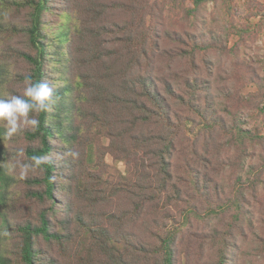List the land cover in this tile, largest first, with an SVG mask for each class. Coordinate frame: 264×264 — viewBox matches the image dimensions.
I'll return each mask as SVG.
<instances>
[{
    "label": "trees",
    "instance_id": "obj_1",
    "mask_svg": "<svg viewBox=\"0 0 264 264\" xmlns=\"http://www.w3.org/2000/svg\"><path fill=\"white\" fill-rule=\"evenodd\" d=\"M217 1L0 0V35L25 41L23 69L0 62V85L8 77L18 95L30 75L55 86L39 129L14 149L0 137V264H230L249 234L264 264V135L239 119L254 106L242 90L264 78L232 68L218 113L199 104L200 80L155 76L161 37L190 65L222 48L211 32L160 31V8ZM115 9L129 15L116 29ZM17 148L49 162L20 179L8 172Z\"/></svg>",
    "mask_w": 264,
    "mask_h": 264
},
{
    "label": "rangeland",
    "instance_id": "obj_2",
    "mask_svg": "<svg viewBox=\"0 0 264 264\" xmlns=\"http://www.w3.org/2000/svg\"><path fill=\"white\" fill-rule=\"evenodd\" d=\"M109 2V0H105ZM186 6V8H184ZM195 11V14H194ZM159 14L163 19L162 28L168 31L184 32L198 31L197 33L211 32L220 43L222 48L214 50L206 56V59L198 56L196 65L189 64L187 59L177 60L173 54H178L180 48L171 41L161 37L163 50L166 53L162 62L157 64L156 78L165 77L173 85L178 86L186 80H200L204 84L205 91H199L196 95L198 102L204 107L208 104L212 110L221 113L222 104L226 106L228 101H223V91L231 88L229 80L230 72L235 66L239 69L240 65H252L259 75L264 78V0H219L215 3H209L206 8L195 9L191 2L184 5H176L170 2L165 8H160ZM10 12L6 21L12 20ZM203 17V19H201ZM56 18L52 16L51 21ZM129 18V15L123 11L115 9L111 14V25ZM25 20L22 14L17 20V24H23ZM115 28V27H114ZM116 29V28H115ZM23 36H11L8 34L0 35V48L5 50V61L8 70L18 72L23 69V62L15 58V50L23 47L25 42ZM104 46L113 45L110 38L103 37ZM186 46V45H185ZM11 48H13L10 56ZM3 51L0 52L2 57ZM176 80V81H175ZM5 78V82L0 85V96L10 95L9 89L19 90L21 87H15ZM162 90L163 87L159 85ZM242 93L247 98L252 97L253 107H249L239 113V119L242 121L245 131L259 130L264 135V83L248 84ZM11 149L15 148L14 140L9 143ZM13 151V150H12ZM108 162L115 165L121 171H125L123 163L114 164L109 157ZM18 173V172H17ZM263 197V196H262ZM264 199V198H263ZM259 224L257 225V227ZM256 231V230H255ZM259 230L256 231V233ZM180 264H186L183 258H180ZM230 264H262V260L255 250L253 235L240 243L238 250L234 253L233 260Z\"/></svg>",
    "mask_w": 264,
    "mask_h": 264
},
{
    "label": "clouds",
    "instance_id": "obj_3",
    "mask_svg": "<svg viewBox=\"0 0 264 264\" xmlns=\"http://www.w3.org/2000/svg\"><path fill=\"white\" fill-rule=\"evenodd\" d=\"M55 86L47 81H35L32 76H25L20 94L0 97V137L12 141L26 130L35 132L40 127L39 115L51 111ZM75 157L77 152L70 151ZM49 162L46 155H33L24 158V149H16V160L8 168L10 174L19 170V178L25 179L30 173L42 170Z\"/></svg>",
    "mask_w": 264,
    "mask_h": 264
}]
</instances>
